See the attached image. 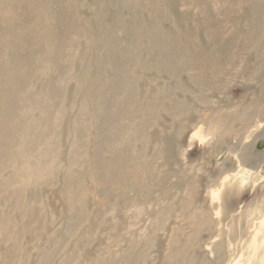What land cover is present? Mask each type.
Returning a JSON list of instances; mask_svg holds the SVG:
<instances>
[{
  "label": "rangeland",
  "instance_id": "rangeland-1",
  "mask_svg": "<svg viewBox=\"0 0 264 264\" xmlns=\"http://www.w3.org/2000/svg\"><path fill=\"white\" fill-rule=\"evenodd\" d=\"M0 264H264V0H0Z\"/></svg>",
  "mask_w": 264,
  "mask_h": 264
}]
</instances>
